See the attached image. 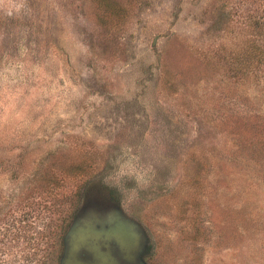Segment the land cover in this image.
<instances>
[{"label": "rangeland", "instance_id": "rangeland-1", "mask_svg": "<svg viewBox=\"0 0 264 264\" xmlns=\"http://www.w3.org/2000/svg\"><path fill=\"white\" fill-rule=\"evenodd\" d=\"M256 47L264 0H0V264L73 209L135 224V264H264Z\"/></svg>", "mask_w": 264, "mask_h": 264}, {"label": "water", "instance_id": "water-1", "mask_svg": "<svg viewBox=\"0 0 264 264\" xmlns=\"http://www.w3.org/2000/svg\"><path fill=\"white\" fill-rule=\"evenodd\" d=\"M136 232V225L124 218H107L103 223H97L91 218L73 221L65 235V248L60 264H118V260H109L108 256L112 253L113 241L122 250L118 258L128 264H135L134 254L138 242ZM103 246H106V252L102 251ZM83 256L86 258H81Z\"/></svg>", "mask_w": 264, "mask_h": 264}, {"label": "trees", "instance_id": "trees-1", "mask_svg": "<svg viewBox=\"0 0 264 264\" xmlns=\"http://www.w3.org/2000/svg\"><path fill=\"white\" fill-rule=\"evenodd\" d=\"M257 48V47H256ZM253 50V49H252ZM264 60V53L262 51L253 50L250 53H244L241 60H239V67L240 71L242 68H244L245 72L246 70L250 69L252 65L256 63H262ZM75 213V210H71V212H67L60 220L59 226H57V232L55 233V237L57 241L55 244L51 243V251L50 256H47V260L44 261V264H60L61 258L64 252L65 248V235L71 225L73 215ZM49 234H54V231H49ZM55 245V246H53Z\"/></svg>", "mask_w": 264, "mask_h": 264}, {"label": "flooded vegetation", "instance_id": "flooded-vegetation-1", "mask_svg": "<svg viewBox=\"0 0 264 264\" xmlns=\"http://www.w3.org/2000/svg\"><path fill=\"white\" fill-rule=\"evenodd\" d=\"M111 246H112V247H111L112 252H115V253H114L115 255L120 256L121 253H122V250H121V247L118 245V243H117L116 241H113V242L111 243ZM120 260L123 261L122 258H120Z\"/></svg>", "mask_w": 264, "mask_h": 264}]
</instances>
